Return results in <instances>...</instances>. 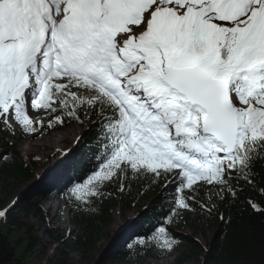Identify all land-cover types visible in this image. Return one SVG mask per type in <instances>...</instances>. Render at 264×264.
Returning <instances> with one entry per match:
<instances>
[{
	"label": "snow or ice",
	"instance_id": "1",
	"mask_svg": "<svg viewBox=\"0 0 264 264\" xmlns=\"http://www.w3.org/2000/svg\"><path fill=\"white\" fill-rule=\"evenodd\" d=\"M84 119L92 166L67 199L90 213L110 189L160 186L144 249L175 251L185 213L264 217L245 196L264 191V0H0V132Z\"/></svg>",
	"mask_w": 264,
	"mask_h": 264
},
{
	"label": "trees",
	"instance_id": "2",
	"mask_svg": "<svg viewBox=\"0 0 264 264\" xmlns=\"http://www.w3.org/2000/svg\"><path fill=\"white\" fill-rule=\"evenodd\" d=\"M73 122L86 125L81 137L83 150L72 158L73 171L67 187L60 191L54 188V195H59L67 204L69 222L74 232L59 233L49 229L42 202L46 199V189L35 185L29 195L20 200L17 209H13L6 220L0 221V264H95L94 256L100 252V243L112 225V211L120 209L122 213H134L137 221L129 228L121 246L109 254L101 264H143L146 259H162L170 253L158 248L144 249L139 245L141 237H151L158 222L164 219L162 212L167 211L166 201L162 198V189L147 181L134 182L124 193L113 192L106 198L98 210L85 213L74 208L67 199V191L74 183L85 179V173L92 166L89 162L94 151L95 120L84 119L68 121L59 127L37 130L35 134L49 135L56 130H63ZM9 140L17 141L11 134L0 132L2 142L0 155V208L7 207L18 199L19 192L35 181V163L21 160L16 147ZM7 156V159L3 157ZM167 195L166 193L164 194ZM245 196L256 202L264 200V191L257 182L249 187ZM146 203V204H145ZM233 221L226 226L218 219L211 220L201 213H185L184 218L174 226L172 232L180 248L177 264H264V217L254 213L245 205L232 209ZM189 230L195 235L211 237L205 245L191 237H180L174 231ZM49 237L60 245L59 256L50 258L39 234Z\"/></svg>",
	"mask_w": 264,
	"mask_h": 264
},
{
	"label": "rangeland",
	"instance_id": "3",
	"mask_svg": "<svg viewBox=\"0 0 264 264\" xmlns=\"http://www.w3.org/2000/svg\"><path fill=\"white\" fill-rule=\"evenodd\" d=\"M33 114L38 115L36 112ZM66 130L46 136L33 133L21 134L17 131L14 136L17 137L18 140H9V142L16 147V152L21 160L29 162L30 158H32L33 161L36 162L34 168L35 181L26 184L22 188L17 200L20 201L29 195L35 185L45 188L47 197L42 204L47 224L50 230L59 233L64 231L74 232L75 230L69 222V208L59 196L53 195L51 189L52 185H56L61 177L65 179L63 182L68 179L67 177L70 175L69 168L72 167L70 160L80 155L83 150L81 137L85 132V127H79L74 124ZM70 131H73L76 137L60 141L61 138H64ZM40 138L42 142H39V144L35 146L30 145L32 143L35 144L34 142L40 140ZM1 147L2 142H0V153ZM14 209H17V206ZM112 218V225L100 243V252L94 256L95 264H101L109 254L114 253L115 249L121 246L127 235L130 224L137 221L136 214L122 213L118 208L112 211ZM174 231L177 233L176 235L180 237H191L202 245L207 243L212 234L208 233L207 237L204 238L203 236L193 234L189 230L183 232ZM39 237L42 238L44 242L48 257L53 258L54 256H59L60 245L49 237L42 235V233L39 234ZM179 249L180 248L171 252L168 257L161 260L146 259L143 264H177V260L179 256H181L179 254L181 250Z\"/></svg>",
	"mask_w": 264,
	"mask_h": 264
},
{
	"label": "bare ground",
	"instance_id": "4",
	"mask_svg": "<svg viewBox=\"0 0 264 264\" xmlns=\"http://www.w3.org/2000/svg\"><path fill=\"white\" fill-rule=\"evenodd\" d=\"M67 131V130H66ZM78 135V134H77ZM53 136V135H52ZM59 137V136H58ZM76 136H75V134L73 133V131H70V132H68V134L64 137V138H61V140L60 141H62V140H66V139H73V138H75ZM51 140V139H50ZM39 142H42V140H41V138H40V140H36L34 143L35 144H30V145H32V146H35V145H37V144H39ZM51 209V208H50Z\"/></svg>",
	"mask_w": 264,
	"mask_h": 264
}]
</instances>
